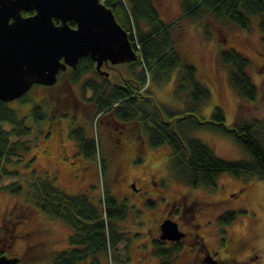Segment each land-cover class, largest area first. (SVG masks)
<instances>
[{"label":"trees","instance_id":"obj_1","mask_svg":"<svg viewBox=\"0 0 264 264\" xmlns=\"http://www.w3.org/2000/svg\"><path fill=\"white\" fill-rule=\"evenodd\" d=\"M102 1L112 9L117 22L129 33L137 60L123 64L126 75L123 73L121 80L116 83L109 76L97 71L96 63L90 56L80 59L76 69H69L71 82L80 83L81 78L89 72L96 76L81 84V93L84 97L82 99L92 107L97 122L100 123L105 117L116 118L127 123V126L130 125L132 133L142 141L145 140L140 135L145 133L152 147L168 146L172 151L171 170L174 168L173 172L194 188L215 186L222 174H231L242 179L259 178L264 181V132L260 122L238 117L231 126H227L224 110L220 106L215 108L209 121L195 118L196 128L221 131L232 137L247 153L246 158L229 161L219 157L194 132H186L190 131L189 128L182 132L179 123H176L181 119L175 117L151 93L153 80L158 84H166L172 78L170 74L177 72L182 84L188 82L184 91L178 92L180 100L184 103L192 100L196 106L199 103L196 108L200 109L211 98L209 88L198 79L196 66L176 42L175 24H167L162 20L154 0ZM183 12L184 17L193 21L212 15L245 31L250 30L257 21L264 32V0H184ZM29 15L32 14L26 13V16ZM70 25L75 26V23L72 21ZM219 59L228 68L230 81L238 95L254 102L259 90L248 73L249 59L235 48L222 50ZM66 72H60L59 77ZM177 85L181 86L180 83ZM30 92L13 102L0 100V181L8 176L21 180L2 185L0 190L17 196L22 203L25 201V205L31 207L28 211L23 210L21 215L16 209L15 224L22 217L43 211L49 218L59 220L71 229L67 245L62 249H44L47 244L43 242L33 246L32 254L36 251L39 257L44 256L43 264L123 263L118 256L119 239L123 240L126 234L120 229V222L130 214V208L113 192L106 163L110 159L108 149H101L98 139L80 120L79 125L76 123L72 126L77 121L76 113L84 101L76 99L75 113H67V119L72 126L68 127L67 132H71L76 140L80 154L90 160H97L100 156L103 161V164L101 161L99 163L104 179L99 196H90L87 193L68 194L55 186L54 179L51 181L43 175H33V179L23 178L16 168L32 144L31 141L21 139L32 134L33 130L27 125V118L21 116L11 104L16 101L28 102ZM88 92H91L90 97H87ZM65 106L67 107L64 109L70 107L69 101H66ZM33 117L35 120L48 121L41 105L33 107ZM57 120L53 116L49 119L48 132L54 130ZM131 122L143 126L142 134L137 133L139 130L134 131ZM16 158H21V161ZM7 231L12 234L9 228ZM39 232H42L41 229L34 234Z\"/></svg>","mask_w":264,"mask_h":264},{"label":"rangeland","instance_id":"obj_2","mask_svg":"<svg viewBox=\"0 0 264 264\" xmlns=\"http://www.w3.org/2000/svg\"><path fill=\"white\" fill-rule=\"evenodd\" d=\"M183 1L154 0L162 20L167 24H175L174 36L176 42L181 45L196 66L198 79L209 88L211 98L200 109L196 108L199 103L196 106L192 100L187 103L180 100L178 94L184 91L188 82L182 84L177 72L170 74L172 78H169V83L158 84L153 80L151 93L159 103L171 110L175 117L181 119L176 123H179L178 126L182 132L189 128L190 131L187 130L186 132H194L196 137L210 146L223 159L235 161L246 158L247 153L232 137L223 134L221 131L196 128L195 118L209 121L215 108L220 106L224 110L227 126H231L238 117H242L244 120H257L260 122L264 132V32L257 21L253 23L248 31L212 15L193 21L191 18L183 16ZM232 48H235L250 61L248 73L259 90V95L254 102H249L238 95L230 81L228 68L219 59L222 50ZM109 66L103 67V71L109 72V78L113 80V83L120 81L123 73L126 75L124 65L121 64L112 69ZM70 72L71 70H67L65 74L59 77L56 85L51 88L34 87L28 94V102L16 101L11 104L21 116L27 118V125L33 130L32 134L21 139L31 141L32 144L30 150L24 154L22 161L21 158H16V160L21 161L16 168L23 178L33 179V175L46 177L51 174L49 179L51 181L54 179L55 186L64 192L72 195L87 193L90 196L97 197L102 192L104 180L99 167L100 161L103 164L100 156L97 160L88 161L90 169L95 171L93 181L88 176L87 170L80 172L81 178L74 177L73 180V177L71 178L73 174L70 169L71 165L61 159L71 156L69 157L70 161L72 159L82 161L80 157L73 156L76 149L74 141L67 139V129L70 125L67 113H75L76 99L85 100L82 99L84 97L81 93V84L88 79L96 78L92 72H89L81 78L80 83H75L71 82ZM148 83H150V78ZM177 83H180L181 86ZM90 96L91 92H88L87 97ZM66 101H69L70 107L64 109L67 107L65 106ZM84 102L85 106L83 104L79 112L76 113L78 117H74L77 118V121L80 120L90 133L98 139L99 146L103 151L108 149L110 159L106 163L113 192L116 196H120L119 199L126 206L131 208L133 196L127 194L126 184L117 181L118 176L122 177L124 174H127L128 178L140 177V180L144 178L148 180V189L145 190L148 191L147 195L149 194V200L152 202L148 203V206L145 207L146 210H151L152 206L157 205L158 201L153 198V195L160 188H162L168 200H172L182 192H188L200 200L209 198L214 204L217 203V200H229V208L236 209L237 212L234 213L233 224L228 227V230L234 240L249 245L245 252L249 256L248 264H264L263 180L259 178L242 179L231 174H222L218 177L215 186H198L194 188L180 178L177 173H174V168V172L171 170V149L168 146L152 147L145 133L140 135L141 138H144L143 140H145L147 146L144 160L135 162L132 159L135 150L125 147L122 151H117V155L121 152L122 155L114 162L112 129L106 127L110 119L106 117L98 123L97 118L94 117L92 107L87 105L86 101ZM35 105L43 107L46 117L48 116V121L52 116L58 119L53 132H48V121L41 120L38 123V119L35 120L33 117V107ZM164 117H166V114ZM132 125L135 128L134 131L139 130L137 133L142 134L143 126L137 122H133ZM127 128H131L130 125ZM61 143L66 144L63 151ZM44 151L47 152L44 153ZM18 181L21 182L16 177L8 176L0 181V187ZM150 181L151 184L149 185ZM241 190H244L246 195H241L239 193ZM232 193H237L236 198L229 197ZM142 195H136L134 198L139 199ZM137 201L140 206L142 202ZM30 208L25 205V201L22 203L17 196L0 190V253L10 257H19L26 264H43L44 256L39 257L36 251L32 254L33 246L43 242L47 244L44 249H62L67 245V239L72 231L63 222L49 218L47 213L43 211L34 212L26 218L22 217L20 222L15 224L16 209L20 213L18 214L21 215L23 210L28 211ZM140 215L143 216L142 223H145L151 217L150 213L144 210ZM133 220L134 217L129 214L120 222V229L131 235L137 231L142 233L147 230L146 226L141 228V222L139 221L136 222L139 228L133 229ZM204 220L205 218L202 217L201 221ZM6 228L10 229L11 235ZM40 229L42 232L34 234L35 231ZM206 233L208 234L209 231H206ZM12 235L16 236L12 237ZM131 235H126L119 246L124 260L122 264H156V259L150 253V249L146 251V248L142 250L139 248L144 243H148V240L141 236L133 237ZM143 255H146V259L142 260L141 256ZM180 261L175 260L174 262L180 264Z\"/></svg>","mask_w":264,"mask_h":264},{"label":"water","instance_id":"obj_3","mask_svg":"<svg viewBox=\"0 0 264 264\" xmlns=\"http://www.w3.org/2000/svg\"><path fill=\"white\" fill-rule=\"evenodd\" d=\"M87 56L107 76L104 65L137 60L128 32L102 0H0V100L20 99L35 84L55 85L60 72ZM163 232L172 240L183 236L172 221ZM0 264L24 263L3 255Z\"/></svg>","mask_w":264,"mask_h":264},{"label":"flooded vegetation","instance_id":"obj_4","mask_svg":"<svg viewBox=\"0 0 264 264\" xmlns=\"http://www.w3.org/2000/svg\"><path fill=\"white\" fill-rule=\"evenodd\" d=\"M29 13L32 14L33 12ZM108 65H110V69L118 66H113L110 63L105 66ZM107 118L110 120H108L106 127L112 129L114 162L117 161V159L122 155V152L121 154L117 155V151H122L125 149V147L135 150L133 151L134 156L132 158L135 162L138 160H144L145 149L147 147L145 145L146 142L142 141V139L132 133L131 129L127 128V123H123L116 118ZM76 123L79 125L78 121H76L72 124V126H75ZM72 126L69 125V127ZM67 139H71L74 141L73 143H75L76 149L73 153V156L80 157L82 160L75 161L72 159V161H70L69 157L71 156L61 158L71 165L70 169L73 172L71 178L73 177V180L74 177L79 179L81 178L80 172L82 170H87L88 176H90L92 178L91 180L93 181L95 178V171H92L90 169L91 167L88 165V161L92 160L79 153L77 142L71 136V132L69 131L67 132ZM65 145L66 144L61 143V147H63L62 151L64 150ZM46 152L47 151H44V153ZM50 176L51 174H48L46 177ZM117 181L126 184L125 189L127 194L133 196L131 208L129 209L130 216L134 217V226L132 228H139L136 223L137 221L141 222V228H144L145 226L147 228V230L142 233L137 231L132 235L127 233V231L123 232L126 235H131L133 237L141 236L142 238H145V240H148V243H144V245L139 246V248L141 250L146 248V251H149L150 249V253L156 259V264H165V261L166 264H175V260H181L180 264L249 263V256H247L248 253H245L249 248V245L234 240L232 234L228 230V227L233 224L232 219L234 218V213L237 212L236 209L229 208V200H217V203L214 204L209 198H206V200L196 199L188 192L179 193L172 200H168L164 194V191L162 188H160L157 189V193L153 195V198L157 199L158 201L157 205L152 206L151 210H146L145 207L148 206V203L152 202L149 200V194L147 195L148 191L145 190L148 189V180L146 178L140 180V177L128 178L126 174L123 178L118 176ZM150 184L151 181L149 185ZM239 193L241 195L245 194L243 190H241ZM136 195L142 196L138 199L134 198ZM236 196L237 193H232L229 197L233 199L236 198ZM137 200L142 202L140 206ZM142 210L148 211L151 216H148V221L146 220L145 223H142L141 220L143 219V216L140 215ZM202 217L205 218L204 221H201ZM168 221L175 223L179 232L183 235L179 240L163 238V225ZM206 231H209V233L207 234ZM123 240L122 238L119 239L120 244ZM2 255L6 254L1 253V256ZM118 256L119 260L124 261L121 252H119ZM141 259H146V255L141 256ZM20 263L24 262L20 259ZM115 264L118 263L116 262Z\"/></svg>","mask_w":264,"mask_h":264}]
</instances>
